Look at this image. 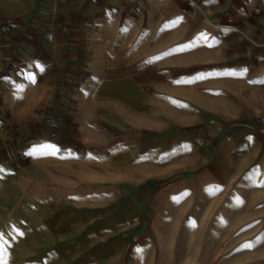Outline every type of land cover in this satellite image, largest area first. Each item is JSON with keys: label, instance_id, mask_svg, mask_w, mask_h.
<instances>
[{"label": "crops", "instance_id": "0c3cea01", "mask_svg": "<svg viewBox=\"0 0 264 264\" xmlns=\"http://www.w3.org/2000/svg\"><path fill=\"white\" fill-rule=\"evenodd\" d=\"M263 109L264 0H0V147L25 137L0 175L36 264L176 259L184 180L239 172Z\"/></svg>", "mask_w": 264, "mask_h": 264}, {"label": "rangeland", "instance_id": "374dc122", "mask_svg": "<svg viewBox=\"0 0 264 264\" xmlns=\"http://www.w3.org/2000/svg\"><path fill=\"white\" fill-rule=\"evenodd\" d=\"M11 138L0 157L11 155L12 145L25 137ZM238 166L239 172L201 162L193 170L197 180H184L176 197L180 224L156 230L167 253L176 256L167 264H264V148ZM5 187L0 175V264H36L34 226L21 227L17 198Z\"/></svg>", "mask_w": 264, "mask_h": 264}, {"label": "built area", "instance_id": "2783aa9c", "mask_svg": "<svg viewBox=\"0 0 264 264\" xmlns=\"http://www.w3.org/2000/svg\"><path fill=\"white\" fill-rule=\"evenodd\" d=\"M196 141H197L198 143H202V140H201V138H199V137L196 139Z\"/></svg>", "mask_w": 264, "mask_h": 264}, {"label": "snow or ice", "instance_id": "6c2138e0", "mask_svg": "<svg viewBox=\"0 0 264 264\" xmlns=\"http://www.w3.org/2000/svg\"><path fill=\"white\" fill-rule=\"evenodd\" d=\"M248 247H251V245H247Z\"/></svg>", "mask_w": 264, "mask_h": 264}]
</instances>
